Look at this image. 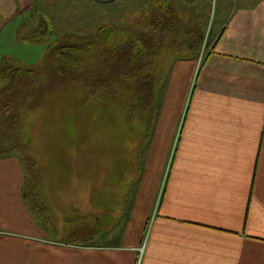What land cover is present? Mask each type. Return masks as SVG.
Returning <instances> with one entry per match:
<instances>
[{"label": "crops", "instance_id": "0c3cea01", "mask_svg": "<svg viewBox=\"0 0 264 264\" xmlns=\"http://www.w3.org/2000/svg\"><path fill=\"white\" fill-rule=\"evenodd\" d=\"M219 2L201 50L162 79L171 107H157L155 156L116 239L42 224L3 156L0 264H264V0Z\"/></svg>", "mask_w": 264, "mask_h": 264}, {"label": "rangeland", "instance_id": "374dc122", "mask_svg": "<svg viewBox=\"0 0 264 264\" xmlns=\"http://www.w3.org/2000/svg\"><path fill=\"white\" fill-rule=\"evenodd\" d=\"M158 1L3 0L0 5V66L39 67L55 40L61 44L77 38L87 40L100 26L144 28L129 21L150 16L148 8H157ZM164 1L163 9L172 7L181 21L180 35L184 33L181 29L187 27L201 28L207 34L218 18L220 0H210L207 4L204 0ZM193 23L197 25L191 26ZM175 52L164 49L156 58L158 64L166 67ZM169 71L170 68L163 77H167L165 82ZM23 76H20L22 82L17 80L16 84H36L32 79L34 75L25 76L24 81ZM168 85L157 100L158 114L171 107V102L164 106L163 99ZM84 86L82 81L66 83L53 91L45 85L46 96L23 123L22 132L29 133L28 137L24 135L28 140L17 149L37 158L41 185L36 191L48 208L46 216L40 213L46 220L63 224L70 230H75L79 222L78 226H84L86 233L97 230L96 236L99 235L101 241L115 240V234L126 222L128 204L135 201L148 162L150 167L155 156L150 148L158 144L157 113L152 119L148 114L130 118L127 106L121 102L115 104L98 97L86 102ZM10 128L11 124L0 123V152L14 150L11 145L18 139L11 140L8 136ZM12 129L16 127L13 125ZM18 150L11 156L18 158L22 165ZM157 208L158 205L153 218ZM151 220L148 227L153 224ZM99 221L104 228L109 224L113 226L111 236L100 234L103 227L98 225Z\"/></svg>", "mask_w": 264, "mask_h": 264}, {"label": "trees", "instance_id": "16d2710c", "mask_svg": "<svg viewBox=\"0 0 264 264\" xmlns=\"http://www.w3.org/2000/svg\"><path fill=\"white\" fill-rule=\"evenodd\" d=\"M164 3L160 0L157 8H148L150 16L129 21L144 28L100 26L87 40L77 38L65 44L55 40L39 67L0 66V83L3 81L0 84V123L11 124L8 136L11 140L18 139L11 145L14 150L0 152V157L15 153L17 148L24 146V140H28L24 135L28 137L29 133L22 132L23 123L46 96L45 85L54 91L61 84L82 81L87 89L86 102L92 97L115 104L121 102L127 106L130 118L148 114L152 119L157 111L160 84L175 56L186 58L198 54L206 38L205 32L198 27L181 29L184 36L180 38L181 21L172 7L163 9ZM164 49L177 51L166 67L156 60ZM20 76L23 81L25 76L32 77L36 84H16L17 80L22 82ZM13 125L16 129H12ZM17 152L24 172V204L28 211L38 215L42 224L50 226L51 221L45 219L48 208L36 191L41 185L37 158L22 154L20 150Z\"/></svg>", "mask_w": 264, "mask_h": 264}, {"label": "water", "instance_id": "95a60500", "mask_svg": "<svg viewBox=\"0 0 264 264\" xmlns=\"http://www.w3.org/2000/svg\"><path fill=\"white\" fill-rule=\"evenodd\" d=\"M99 2H109V1H113V0H97Z\"/></svg>", "mask_w": 264, "mask_h": 264}]
</instances>
